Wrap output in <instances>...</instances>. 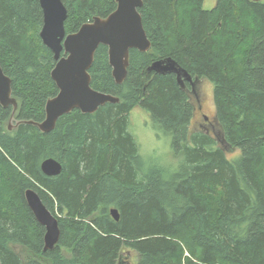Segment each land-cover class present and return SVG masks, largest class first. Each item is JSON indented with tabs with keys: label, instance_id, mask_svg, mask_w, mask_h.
Wrapping results in <instances>:
<instances>
[{
	"label": "trees",
	"instance_id": "1",
	"mask_svg": "<svg viewBox=\"0 0 264 264\" xmlns=\"http://www.w3.org/2000/svg\"><path fill=\"white\" fill-rule=\"evenodd\" d=\"M62 1L67 34L118 7ZM143 3L151 50L131 51L121 85L106 46L90 71L92 87L120 103L91 115L75 110L42 133L28 122L42 123L59 92L54 54L40 38L42 8L39 0H0V65L19 104L0 105V264H264V0H218L211 10L204 0ZM169 58L213 85L224 145L192 129L191 85L148 71ZM136 109L170 139L175 163L142 155ZM50 158L61 163L59 176L42 172ZM29 189L59 220L53 250L45 251V228L27 206Z\"/></svg>",
	"mask_w": 264,
	"mask_h": 264
},
{
	"label": "water",
	"instance_id": "2",
	"mask_svg": "<svg viewBox=\"0 0 264 264\" xmlns=\"http://www.w3.org/2000/svg\"><path fill=\"white\" fill-rule=\"evenodd\" d=\"M115 1L117 10L108 18L97 17L93 22L84 24L78 32L67 34L69 11L64 2L39 0L44 17L40 38L54 54L56 65L51 77L59 90L57 96L46 104L45 120L42 123L28 122L38 127L42 133L54 131L58 121L75 110L91 115L106 104L120 103L119 98L96 91L92 87L90 71L100 46L108 48L113 78L119 85L127 78L131 51L147 53L151 50L152 43L139 11L144 5L143 0ZM148 71L161 75L174 74L181 87L185 88L186 83H189L193 94L198 90L199 80L193 79L187 70L171 58L155 62ZM0 105L4 108L13 107L15 111L19 108L18 101L13 96V82L1 65ZM212 132L218 143L224 145L220 130L217 128ZM41 170L46 176L56 177L62 173L63 167L59 161L50 158L42 163ZM25 200L37 222L45 228V251L53 250L61 237L59 220L35 190H27ZM111 215L117 221L120 219L117 209H112Z\"/></svg>",
	"mask_w": 264,
	"mask_h": 264
},
{
	"label": "rangeland",
	"instance_id": "3",
	"mask_svg": "<svg viewBox=\"0 0 264 264\" xmlns=\"http://www.w3.org/2000/svg\"><path fill=\"white\" fill-rule=\"evenodd\" d=\"M217 2L218 0H204V7L208 10L214 9ZM199 94L201 96L202 110L195 116L192 125V129L196 131L201 130L200 124L204 123V116L213 119L216 111L213 85L208 80H204L199 84ZM130 119L133 128L132 132L137 138L141 146V153L145 158L151 159L153 157L161 160L165 164H173L176 162L171 152L170 139L167 137H157L151 128V117L147 112L142 109H136L132 112ZM208 128L210 133L214 135L212 131L213 129H217L214 121L208 125ZM19 253L24 255V257L27 256L24 250H19Z\"/></svg>",
	"mask_w": 264,
	"mask_h": 264
},
{
	"label": "flooded vegetation",
	"instance_id": "4",
	"mask_svg": "<svg viewBox=\"0 0 264 264\" xmlns=\"http://www.w3.org/2000/svg\"><path fill=\"white\" fill-rule=\"evenodd\" d=\"M203 81L204 80H199V84L202 83ZM189 85H191V84H189ZM191 89H192V87H191ZM192 96H193V101L195 103V112H196L195 115H197L198 112L202 110L201 96L199 94V86H198V90L196 91V93H194V94L192 93ZM214 104H215V102H214ZM212 121H214V123H215V116L213 119L204 116V123L200 124L201 130L210 133L208 125H210L212 123Z\"/></svg>",
	"mask_w": 264,
	"mask_h": 264
},
{
	"label": "bare ground",
	"instance_id": "5",
	"mask_svg": "<svg viewBox=\"0 0 264 264\" xmlns=\"http://www.w3.org/2000/svg\"><path fill=\"white\" fill-rule=\"evenodd\" d=\"M33 126V125H32Z\"/></svg>",
	"mask_w": 264,
	"mask_h": 264
}]
</instances>
